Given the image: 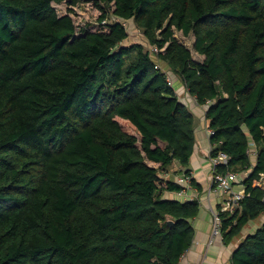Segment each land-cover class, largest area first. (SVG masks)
Listing matches in <instances>:
<instances>
[{"label": "trees", "instance_id": "obj_1", "mask_svg": "<svg viewBox=\"0 0 264 264\" xmlns=\"http://www.w3.org/2000/svg\"><path fill=\"white\" fill-rule=\"evenodd\" d=\"M64 1L0 0V264H181L200 203L161 173L189 167L195 115L169 77L206 108L217 172L247 174L229 244L264 215V0H69L95 30ZM129 20L153 51L124 45ZM231 264H264V223Z\"/></svg>", "mask_w": 264, "mask_h": 264}, {"label": "crops", "instance_id": "obj_2", "mask_svg": "<svg viewBox=\"0 0 264 264\" xmlns=\"http://www.w3.org/2000/svg\"><path fill=\"white\" fill-rule=\"evenodd\" d=\"M159 65L164 71L171 73L165 63ZM173 85L177 90L180 100L184 101L195 115L196 144L189 167L184 168L175 162L168 170L161 173L162 176H166L167 180L175 181L179 175L184 174L189 169L193 181H195V185L192 186V190L194 189V191H192L191 197L188 199H180L177 192H166L165 194V198L177 199L182 202L196 200L200 203V212L193 220L195 229L194 243L186 254L185 262L195 261L201 264H231L232 254L243 240L241 238L254 233L261 225L257 224V220L252 221L243 230L242 234L235 237L229 244L217 240L212 246L208 247L213 218L210 207L212 206L218 209L223 206L226 196L215 192L209 194V191L212 190L213 169L209 159L212 145L211 138L207 132L209 121L206 119V108L199 106L195 98L188 94L181 80H177L175 83L173 82ZM149 164L155 168L160 167V164L157 163L149 162ZM237 188L239 189V187Z\"/></svg>", "mask_w": 264, "mask_h": 264}, {"label": "built area", "instance_id": "obj_3", "mask_svg": "<svg viewBox=\"0 0 264 264\" xmlns=\"http://www.w3.org/2000/svg\"><path fill=\"white\" fill-rule=\"evenodd\" d=\"M124 25L125 22H124ZM127 26V25H126ZM125 26V27H126ZM168 82L170 85L173 84L172 78L169 77ZM209 137L211 138L214 135L213 129L210 127L207 130ZM256 145L254 142L250 143V154L252 159L256 158ZM212 150V148H211ZM210 150V162L213 169L212 176V190L209 191V194L212 192L224 194L226 196L225 202L223 206L218 209L210 207V211L212 213V232L211 237L208 242V247L212 246L217 240L224 241L223 232H222V224L223 219L221 214L227 212H233L237 209H241V202L244 200L246 196L244 179L247 177L245 172L236 173V172H227V173H219L217 172V168L220 165L227 166L229 163V156L225 152L221 151L216 156H211ZM165 179L166 176H163ZM193 178L191 175L181 174L174 181L178 184L181 189L177 191V195L180 199H188L191 197L192 186H193ZM239 187V189L237 188ZM189 251V250H188ZM186 251L184 255L181 257V264H201L200 262H185Z\"/></svg>", "mask_w": 264, "mask_h": 264}, {"label": "rangeland", "instance_id": "obj_4", "mask_svg": "<svg viewBox=\"0 0 264 264\" xmlns=\"http://www.w3.org/2000/svg\"><path fill=\"white\" fill-rule=\"evenodd\" d=\"M59 15L70 14L78 29L84 28L88 25V29H97L95 23L98 22L100 17V12L94 7L93 3L81 2L79 5L73 6L69 4V0H65L61 4H54ZM71 11V12H70ZM126 29L129 32L128 39L124 42V45L129 46L134 43L143 44L146 49L153 51L155 48L151 46L144 36L143 32L140 31L133 20L125 22ZM92 27H90V26ZM81 32V31H80ZM175 37L179 40L180 43L184 44L192 52L193 59L197 62H203L204 57L199 55L194 50L195 36L191 34L190 36H184V34L178 30H175ZM154 59H156L153 56ZM163 65V63L160 62ZM264 222V215H262L258 220L257 224L262 225ZM240 239V238H239ZM243 238H241L242 240Z\"/></svg>", "mask_w": 264, "mask_h": 264}, {"label": "water", "instance_id": "obj_5", "mask_svg": "<svg viewBox=\"0 0 264 264\" xmlns=\"http://www.w3.org/2000/svg\"><path fill=\"white\" fill-rule=\"evenodd\" d=\"M248 176H250V174Z\"/></svg>", "mask_w": 264, "mask_h": 264}]
</instances>
